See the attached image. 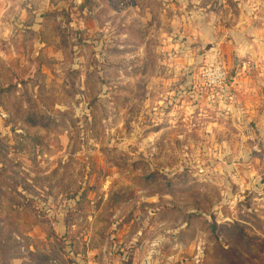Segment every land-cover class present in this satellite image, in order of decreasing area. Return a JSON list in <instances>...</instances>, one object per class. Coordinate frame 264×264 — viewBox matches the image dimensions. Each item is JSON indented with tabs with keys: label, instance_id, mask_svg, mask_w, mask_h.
<instances>
[{
	"label": "rangeland",
	"instance_id": "1",
	"mask_svg": "<svg viewBox=\"0 0 264 264\" xmlns=\"http://www.w3.org/2000/svg\"><path fill=\"white\" fill-rule=\"evenodd\" d=\"M247 20L264 0H0V264H264V129L197 92Z\"/></svg>",
	"mask_w": 264,
	"mask_h": 264
},
{
	"label": "crops",
	"instance_id": "2",
	"mask_svg": "<svg viewBox=\"0 0 264 264\" xmlns=\"http://www.w3.org/2000/svg\"><path fill=\"white\" fill-rule=\"evenodd\" d=\"M249 22L247 20L237 30V39L229 42L226 60L221 62V65L231 70L229 83L235 101L233 104L210 108L215 109L220 117L231 118L234 127L255 123L264 129V20L252 27ZM246 27L249 28L250 38H246L243 33ZM222 59L219 57L220 61Z\"/></svg>",
	"mask_w": 264,
	"mask_h": 264
},
{
	"label": "built area",
	"instance_id": "3",
	"mask_svg": "<svg viewBox=\"0 0 264 264\" xmlns=\"http://www.w3.org/2000/svg\"><path fill=\"white\" fill-rule=\"evenodd\" d=\"M199 87V97L209 107L233 104L235 101L229 83V72L221 64L214 63L202 68Z\"/></svg>",
	"mask_w": 264,
	"mask_h": 264
}]
</instances>
